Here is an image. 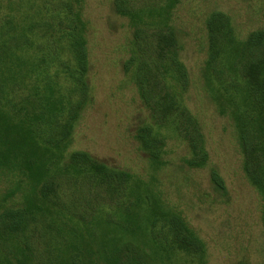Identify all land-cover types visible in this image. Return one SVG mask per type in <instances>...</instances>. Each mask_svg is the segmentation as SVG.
Here are the masks:
<instances>
[{
  "label": "rangeland",
  "instance_id": "374dc122",
  "mask_svg": "<svg viewBox=\"0 0 264 264\" xmlns=\"http://www.w3.org/2000/svg\"><path fill=\"white\" fill-rule=\"evenodd\" d=\"M214 12L227 17L231 31L227 37L226 25L218 27L212 73L234 81L226 72L233 66L237 78L257 82L264 42L254 40L247 48L243 43L251 32L264 30V0H84L83 79L90 92L72 99L82 102L67 151L86 152L108 168L136 175L145 186L121 194L107 184L83 185L78 176L57 178L58 212L28 215L26 226L11 230L30 246L34 263L84 264L80 233L87 227L121 264H193L196 256L175 243L165 219L148 213L146 203L155 196L202 242L204 264H264L263 195L245 173L232 119L218 111L204 87L207 21ZM59 58L71 67L68 52ZM176 63L186 72V85ZM56 133L49 129L47 136ZM212 170L224 188L212 183ZM9 184L1 182L0 194ZM8 231L3 226L1 234ZM9 243L0 255L11 251ZM126 245L131 249L115 250Z\"/></svg>",
  "mask_w": 264,
  "mask_h": 264
},
{
  "label": "trees",
  "instance_id": "16d2710c",
  "mask_svg": "<svg viewBox=\"0 0 264 264\" xmlns=\"http://www.w3.org/2000/svg\"><path fill=\"white\" fill-rule=\"evenodd\" d=\"M83 4L84 0H0V184L3 180L10 183L7 191L0 194V249L6 241L12 247L9 253L0 255V264H36L30 246L20 243L11 230L26 226L28 215L58 212L54 199L57 178L78 176L85 180L83 185L107 184L121 188V194L129 193L133 186H145L136 175L108 168L86 152L67 151L72 141L70 127L78 114L75 109L82 102L72 104V99L86 97L90 92L83 79L87 71L84 33L88 24L82 16ZM221 24L226 25L228 37L231 27L226 16L214 12L207 21L209 55L202 67L204 87L218 111L232 119L245 173L264 200V62L257 82L237 78L233 66L226 72L234 81L221 80L220 71L215 76L211 69L218 54ZM254 40L264 42V30L251 32L243 45L252 46ZM64 52L72 56L71 67L59 58ZM176 66L180 81L186 85V72L181 64ZM64 82L73 87L68 91L60 88L59 83ZM230 85L233 87L228 89ZM27 102H31V108ZM49 129H57L58 134L48 137ZM210 178L216 187L224 188L216 171H211ZM147 192L141 190L144 200ZM16 194L19 199L14 201ZM151 197V204L146 203L148 213L165 219L168 232L176 237L175 243L196 256L193 264H204V246L194 231L179 213ZM3 226L9 229L6 237L1 234ZM80 238L86 254L84 264H121L110 258L113 251L97 244L99 240L87 227ZM125 248L131 249L126 245L115 250L120 253Z\"/></svg>",
  "mask_w": 264,
  "mask_h": 264
}]
</instances>
